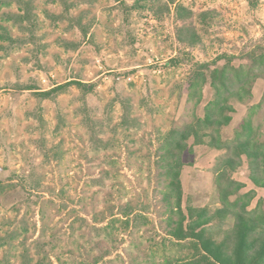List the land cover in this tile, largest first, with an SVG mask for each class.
Returning a JSON list of instances; mask_svg holds the SVG:
<instances>
[{"label":"rangeland","instance_id":"rangeland-1","mask_svg":"<svg viewBox=\"0 0 264 264\" xmlns=\"http://www.w3.org/2000/svg\"><path fill=\"white\" fill-rule=\"evenodd\" d=\"M166 2L0 0V264H176L190 253L168 235L162 142L212 97L209 84L202 104L190 97L197 62L247 65L264 45V0H175L216 10L196 47L178 40ZM233 103L224 134L250 120L264 140V74ZM219 156L185 152V211L215 205ZM249 173L245 159L233 177L264 211Z\"/></svg>","mask_w":264,"mask_h":264},{"label":"trees","instance_id":"trees-1","mask_svg":"<svg viewBox=\"0 0 264 264\" xmlns=\"http://www.w3.org/2000/svg\"><path fill=\"white\" fill-rule=\"evenodd\" d=\"M169 4L175 5L180 22L178 40L191 47L203 43L198 24H207L216 10L196 13L175 0H167V9ZM0 29L4 31L0 39H5L9 29L2 23ZM223 58L225 63L219 65ZM247 60L250 61L247 65L236 66L232 57L222 55L214 65L197 62L189 78L190 97L202 104L208 84L213 90L212 97L205 104L203 115H196L181 128L171 129L162 142V166L169 179L165 191L170 212L168 235L181 250H190L185 259L178 257L176 264H264V211L259 205L251 207L256 191L243 193L244 184L233 177L247 159L250 179L257 187L264 188V140L258 137L250 120L232 137L224 134L236 112L233 101L244 103L252 95L253 83L264 74V45L255 46L247 54ZM68 85L53 87L40 95L48 98ZM197 145L220 151L212 167L217 201L212 207L189 206L185 211L181 179L184 154L192 152ZM156 264H175V260L167 258Z\"/></svg>","mask_w":264,"mask_h":264}]
</instances>
